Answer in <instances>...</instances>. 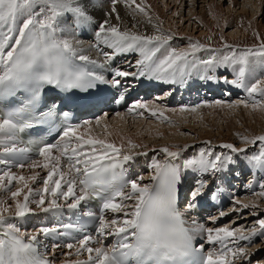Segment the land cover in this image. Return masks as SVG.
<instances>
[{
  "label": "snow or ice",
  "instance_id": "snow-or-ice-1",
  "mask_svg": "<svg viewBox=\"0 0 264 264\" xmlns=\"http://www.w3.org/2000/svg\"><path fill=\"white\" fill-rule=\"evenodd\" d=\"M121 2L131 9L132 27L138 29L135 18L142 15L152 28L151 34L121 28L123 18L117 9ZM109 3V10L97 19L95 0H0V264H56V250L65 248L69 251L64 253L67 258L63 264H264V218L257 216L261 204L232 199L233 211L249 210L257 216L253 223L258 227H209L194 219L203 198L218 199L221 188L217 179L222 174H235L242 167L264 171V134L251 138L238 134L241 144L258 146V152L252 154L247 147L232 143L220 144L219 148L227 151L217 154L211 142L204 141L207 147H200L197 155L181 162V154L189 146L176 151L161 148L166 159H152L151 180L143 183V176L127 175L128 166L135 160L132 150L141 145L128 140L125 151L123 143L118 146L108 139L111 133L106 124L103 134L92 133L93 126L99 127L110 118L109 111L120 115L112 107L117 104L127 105L129 114L170 125L165 111L194 114L213 106L264 111V78H258L251 69L255 60L264 66V41L257 48L241 50L227 43L223 49L211 48L189 39L188 48L181 49L171 43L173 35L153 20L144 0ZM113 16L117 24L112 23ZM88 28L93 32L91 47L102 59L84 54L81 42L74 38ZM256 36L259 39L258 33ZM200 52L207 55H197ZM132 53L138 54L135 63L129 62L134 71L116 68L108 77L97 71H108L115 56ZM220 68L230 69L234 79L217 75ZM194 75L210 83L223 80L247 92L248 99L168 109L160 103L161 97H155L152 107L140 99L128 105L129 93L137 85L184 86ZM101 85L116 91L109 92ZM46 89L55 90L57 99L49 101ZM167 94L171 95V90ZM66 102L90 110L94 119L76 122L80 118H70ZM61 116L56 129L58 142L21 139L27 130L43 132L45 125L51 132ZM25 167L33 174L13 171ZM188 173L194 179L185 192ZM29 182L42 187H32ZM258 187L253 195L264 200V183ZM4 197H10L14 209ZM91 201L98 204L96 211L82 208ZM64 209L81 210L88 220L95 221L96 234L72 237L74 242L66 240L63 244L54 241L41 251V237L47 240L83 229L71 223L39 225L29 233L16 222L38 212L59 213ZM9 212H13L12 217L6 215ZM225 215L220 211V217ZM216 219L212 217L213 223ZM198 236L202 237L199 248ZM108 237L115 240L110 247L105 244ZM203 239L218 249L202 255ZM252 247L256 252L250 251ZM85 255L86 259H78Z\"/></svg>",
  "mask_w": 264,
  "mask_h": 264
},
{
  "label": "rangeland",
  "instance_id": "rangeland-1",
  "mask_svg": "<svg viewBox=\"0 0 264 264\" xmlns=\"http://www.w3.org/2000/svg\"><path fill=\"white\" fill-rule=\"evenodd\" d=\"M137 1L139 2V0ZM147 1L154 7L155 10H157L158 13L161 14V17L157 18V22L161 23L162 28L165 29L166 32H170L173 35L174 39L171 43L177 48L187 49L189 39H191L193 42L198 41L201 44H204L211 48L223 49V44L227 43L241 50L245 48L259 47L261 41H264V0ZM230 2L237 3V5L233 7V15L241 16L238 28L236 25H226L222 27V25L220 24V20H218L216 23L214 20L209 19L208 14L204 19V21L206 20L204 25L199 23L198 17L205 13V11H207L208 6L210 5L216 4V6H221V9L226 16L228 14V8H231V5H229ZM259 3H261V11L259 10ZM257 33L259 34V39H257ZM221 37H223V39H221ZM197 55H200L201 57L206 56L203 52L197 53ZM251 69L255 75H257L258 73H264V66L261 65L259 60H255L253 62V64L251 65ZM258 78H264V75ZM258 98L259 97H257V99ZM236 109L232 108L231 112L225 110V112L223 111V115L220 114L222 109L218 110L219 115L213 114L212 110L209 109L206 110L205 113H202L201 110H198L194 114L184 113V116L188 115V117L186 118L182 115L181 118L184 117L183 119H179L178 116L173 117L172 115L167 114L166 116H169L168 119L172 121L171 125L168 123H161L160 121H151L144 118L142 123L139 122L140 124L135 123L136 125H131L132 120L126 119L127 125L121 123L118 127V130L121 134L126 136V138H128L129 136L133 137L134 134L136 135V138H140L141 140H139V145H141V147L132 150V153L137 154L139 152H146L148 157L152 154H163L159 151V149L162 148V145L174 146L175 151L177 150L176 147L184 148V146L187 145L189 146L187 151L182 152V154H185L188 151L193 152L201 146H206L203 144V142L208 141L207 136L210 135L206 136L205 133H211L212 135H214V138H209L211 141V147H215V149L218 151H224V149L219 148L220 144H218V142L224 143V139L231 138L229 141L232 142V144L242 147L240 140L238 139V134L246 135L250 138L253 136L264 134V123L258 126H254L247 113L240 116L238 113H235V111L238 110ZM233 119L235 120V122ZM128 120L130 121L128 122ZM137 120L140 121V118H138ZM112 125L113 123L111 119H109V126ZM150 125L153 129H151L152 131H148V126ZM160 126H162V128ZM102 128V126L95 127V131L103 134ZM155 129H159L154 133L158 135V137H151L149 132H154ZM108 131L110 132V130ZM161 131L164 132V134L160 135ZM219 138H222L223 140ZM173 140L176 141L173 142ZM244 146L248 148L249 154L257 152L255 151L256 147H254L253 145ZM125 151H128V149L125 148ZM153 158L160 160V155L157 154V156ZM23 171H25V169ZM39 171L41 172L42 176L46 175V172L41 171L40 169ZM31 174L33 173L30 171H28L27 173L22 172V175L24 176H29ZM18 175H21V173H18ZM143 177L146 179L147 175L145 174ZM29 183L32 187H42V185H40L39 183L37 185H31V182ZM0 196H3V194H0ZM4 198L9 204L13 206L14 202L11 201L10 197ZM244 200L245 201H242L243 203L250 204L255 201L261 204L260 209L257 210V216L260 218H264V200H261L260 198L254 195L248 196L244 198ZM233 208L234 207H232V210ZM6 215L12 217L13 212L11 214ZM257 216H253L249 210L243 209L241 214L234 211L233 214L230 216L231 218L228 219L230 221L227 222H229L228 225H239L244 228H251L254 226L257 227L258 225H255L253 223L255 219H257ZM35 217L36 216H34V218ZM31 221L28 229H25L27 230L26 232L29 233L33 231V228L35 227V223ZM21 222L24 223L23 220ZM250 251L256 252V248L252 247ZM60 255H62V251ZM63 257H65L64 251Z\"/></svg>",
  "mask_w": 264,
  "mask_h": 264
},
{
  "label": "bare ground",
  "instance_id": "bare-ground-1",
  "mask_svg": "<svg viewBox=\"0 0 264 264\" xmlns=\"http://www.w3.org/2000/svg\"><path fill=\"white\" fill-rule=\"evenodd\" d=\"M138 2V1H137ZM144 3H145V5H147V6H149L148 7V11H149V13H150V15L152 16V18H153V20L154 21H156L157 22V18H159V17H161V14L160 13H158L157 12V10H155L154 9V7L147 1V0H144ZM215 3V2H214ZM213 3V4H214ZM233 4V5H232ZM98 5V7L96 8V9H94V11H95V14H96V17H97V19H102L103 18V13L104 12H107L108 10H109V8H110V4H109V0H102V1H99V4H97ZM229 5H231V8H228V10H227V12H228V14L225 16V14H224V12L222 11V9H221V6H216V4H214V5H210V6H208V8H207V11H205V13H203L200 17H198V19H199V23L200 24H203L204 25V23H205V21H204V19H205V17H206V15L208 14L209 16V19H211V20H214L216 23H217V21L218 20H220V24L222 25V27L223 26H237V28H238V26H239V24H240V15H233V7H235L236 5H237V3L236 2H234V3H232V2H230L229 3ZM260 7H261V3H259V10L261 11V9H260ZM117 9H118V12H119V14L121 15V17L123 18V23L120 25L121 26V28L123 29V28H127L128 30H131V31H137V30H139L140 32H146V33H148V34H151L152 33V28H151V26H149V25H146L145 23H144V20H145V18L142 16V15H139V16H136V21H138L139 22V24H138V29L137 28H133L132 27V23H133V20H132V17L129 15V13H130V11H131V9H128V8H126L125 6H124V4L121 2L120 4H118L117 5ZM160 22V21H159ZM112 23L113 24H117L118 22L115 20V18H114V16H113V18H112ZM219 23V22H218ZM161 24V23H160ZM212 25V24H211ZM210 25V26H211ZM163 29V28H162ZM91 31V30H90ZM163 31H165L166 32V30L165 29H163ZM235 33V32H234ZM82 41H86V40H83V39H81L80 40V42H81V46H82V48H83V51H84V54H86V55H89L90 57L91 56H93V55H95L94 54V52H93V50H91L87 45H86V43H84V42H82ZM204 53V52H203ZM205 55H207V53H205ZM127 62V60L124 62V63H126ZM260 62V61H259ZM261 63V62H260ZM130 70L131 71H133V69H131L130 68ZM162 91L161 92H155V95H161V96H163L162 95ZM160 96V97H161ZM242 96L243 97H247L248 95H247V92H244L243 94H242ZM154 97H157V96H154ZM132 99H135V98H132ZM244 99V98H243ZM161 101V100H160ZM225 101V104H227L226 102V100H224ZM150 102V104H149V106L150 107H152V103L153 102H151V101H149ZM236 101H234V102H232V103H235ZM162 105L165 103V101H163L162 100V102H160ZM228 103H231V102H228ZM211 104H214V103H211ZM170 109H176V106H173V108H170ZM212 110V112H213V114H217V115H219V109H222V111L220 112V114H224V112H225V110H227L228 112L230 111L231 112V109H229V108H226V106L225 107H218V106H213V107H204V108H201V109H199V110H201V112L202 113H205V111L206 110ZM234 109H236V108H234ZM238 109V110H237ZM236 110L237 111H235V113H238L240 116L241 115H244V114H248L249 115V117H250V120H251V122L253 123V125L254 126H258V125H261L262 123H264V111H262V110H257V111H252V109L249 107L248 109H245V108H243L242 106L241 107H239V108H237ZM218 111V112H217ZM224 111V112H223ZM226 111V112H227ZM165 114L167 115H172L173 117H175V116H178L179 117V119H183L184 117H188V115H185L184 116V113H180V112H171V111H165ZM237 114V115H238ZM184 116V117H182L181 118V116ZM191 115V114H190ZM225 115H227V114H225ZM236 115V114H235ZM140 116H138L137 118H135V119H131V117H129V118H127V116H118V117H113V118H109V119H111V121H112V123H113V125L112 126H109V119H107V120H105V121H103L102 122V124H101V126L103 127L104 126V124H106L107 126H108V130H110V133H111V135L108 137V139L110 140V141H112V142H115L118 146L120 145V144H124L125 145V148H127V141L128 140H131L132 142H134L135 144H139V140H141L140 138H136V135L134 134V136L133 137H131V136H129L128 138H126V136H124L123 134H121L120 132H119V130H118V127L120 126V124L121 123H124V124H126L127 123V121H126V119H130V120H132L131 121V125L133 124V125H136V124H138L139 122L140 123H142V121H143V118H140V121L139 120H137L138 118H139ZM190 117V116H189ZM212 118V117H211ZM130 120H128V122L130 121ZM234 120V119H233ZM234 122H235V120H234ZM136 123V124H135ZM139 123V124H140ZM127 125V124H126ZM203 126V125H202ZM95 127L96 126H93V129H92V133L93 134H96V135H99V134H101V133H99V132H96L95 131ZM156 127V126H155ZM154 127V128H155ZM161 128H162V126H160ZM204 127V126H203ZM138 128V127H137ZM136 128V129H137ZM148 131L150 130V131H152L153 129L151 128V125L150 126H148ZM159 128V127H158ZM103 129V131L102 132H104V127L102 128ZM152 129V130H151ZM159 129H155V131L154 132H149L150 133V136L151 137H153V136H155V137H158V135H156V134H154L156 131H158ZM147 132V131H146ZM161 134H164V132H162L161 131V133H160V135ZM206 134V136L207 135H210V136H207L208 137V141H210V139L209 138H214V135H212L211 133H205ZM200 139H202V138H200ZM219 139H222V138H219ZM231 138H227V139H224V143H232V142H230L229 140H230ZM152 140V139H151ZM223 140V139H222ZM176 140H173V142H175ZM211 142V141H210ZM236 142H237V140H236ZM224 143H221V142H218V144H224ZM241 143V142H240ZM241 146L243 147L244 145L243 144H241ZM162 148H164V147H168V148H170V150H172V151H175V147L174 146H166V145H162L161 146ZM245 147V146H244ZM177 148H179V147H176V149ZM150 149V148H149ZM152 149V148H151ZM133 155H135L137 158H140V159H144V157H147L148 158V156H142V155H136V154H134V153H132ZM39 159H42V158H39ZM24 169H19V170H15V172L18 174V173H21V175H22V172H25V173H27L28 171H30L27 167H25V171H23ZM36 171H39V169H37ZM31 172V171H30ZM144 176V175H143ZM147 178H148V175H147ZM146 178V179H147ZM146 179L144 178V180H143V183H145L146 182ZM149 179V178H148ZM27 191V189H25V192ZM18 199H20L21 201H22V197H20V198H18ZM13 209H14V203H13ZM12 212H9V213H7V214H11ZM43 214L44 213H37L36 215H32L33 216V218L31 219L32 221L31 222H34L35 223V225L36 226H39V225H41L42 224V222L43 221H45V219L42 217L43 216ZM34 216H36L35 218H34ZM28 218V217H27ZM230 219V218H229ZM25 220L26 219H23V221L25 222ZM22 220H17L16 222L17 223H22L21 222ZM226 221H230V220H226ZM227 223V222H226ZM229 223V222H228ZM227 223V224H228ZM29 226H30V222H29ZM25 231H27V230H25ZM32 232V231H31ZM30 232V233H31ZM58 251V253H60L61 254V250L60 249H58L57 250ZM63 251H64V253H67L69 250L68 249H63ZM63 251H62V255H56V257H60L59 259L61 260V261H65V259L67 258L66 256L65 257H63ZM63 257V258H62ZM78 259H84L83 258V256L82 257H79Z\"/></svg>",
  "mask_w": 264,
  "mask_h": 264
}]
</instances>
